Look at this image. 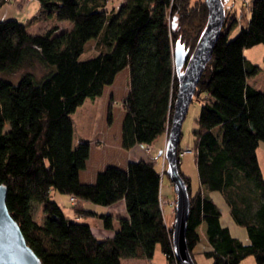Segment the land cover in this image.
Returning <instances> with one entry per match:
<instances>
[{
    "label": "trees",
    "instance_id": "16d2710c",
    "mask_svg": "<svg viewBox=\"0 0 264 264\" xmlns=\"http://www.w3.org/2000/svg\"><path fill=\"white\" fill-rule=\"evenodd\" d=\"M37 1L35 21L54 22L41 33L16 18L0 19V184L9 213L41 264H121L125 257L152 258L157 245L168 264H180L160 205L166 170L139 159L125 168L109 165L94 182H81L90 142L74 143L71 115L128 68L129 91L120 101L122 147L154 142L161 150L178 89L175 46L179 42L189 58L207 22L204 0H125L117 11L108 8L110 0ZM62 21L70 26L62 28ZM237 22L225 10L192 98L201 102L189 150L197 187L180 169V143L176 152L189 194L192 258L200 245L197 227L205 223L210 247L202 252L212 264H239L248 256L264 264V176L257 157L264 141V91L248 82L262 68L244 55L245 48L264 44V0L250 1L246 26L230 37ZM91 39L98 52L81 59ZM38 64L45 69L40 76L31 69ZM19 70L17 82L4 76ZM112 121L109 109L108 126ZM203 189L223 195L234 221L245 227L247 243L221 223L220 207ZM52 190L76 197L72 212L98 216L106 228H113L112 215L89 210L84 201L108 206L123 199L127 217L119 218L113 236L98 238L88 223L66 215ZM34 204L42 206L41 223Z\"/></svg>",
    "mask_w": 264,
    "mask_h": 264
},
{
    "label": "rangeland",
    "instance_id": "374dc122",
    "mask_svg": "<svg viewBox=\"0 0 264 264\" xmlns=\"http://www.w3.org/2000/svg\"><path fill=\"white\" fill-rule=\"evenodd\" d=\"M23 0H6V2H3L0 4V19H8V18H16L17 20L25 23L28 26L29 31L41 33L48 28H50L54 22L52 19H45V20H36L35 21V15H40L39 9L34 8V6H30L29 8L24 4L22 6H19V2ZM29 2L30 0H24ZM121 0H110L108 8H114V10H118L121 5ZM195 1V0H191ZM251 0L248 1V4ZM34 2H38L37 0H34ZM248 4L244 0H226L225 3V10L228 11V13L234 17L238 18L237 24L234 26V28L230 32V37L235 36L238 31L241 29V27L246 26V20L248 17ZM244 13V14H243ZM243 16H242V15ZM35 21V22H33ZM60 26L62 28H67L70 26L69 22L62 21ZM196 45V44H195ZM98 52L97 48H95V41L91 39L88 41L85 45V50L80 55L81 59H88L90 57H93ZM244 55L245 57L252 63L259 65L262 69L259 70L256 74L251 75L248 77V82L251 85H254L258 87V89L264 91V44H256L251 47L244 49ZM32 71L37 75L40 76L44 73L45 69L41 65H36L35 67L31 68ZM23 71L19 70L16 72H12L9 74H4V76L8 79H10L13 82H17L21 76V73ZM98 98V97H95ZM93 98V99H95ZM87 101L80 105L77 110L71 115L73 119L74 124V130L75 132H78L79 130H83L84 132L90 130L93 128L94 125H97L99 123V119L101 118L100 112L97 109V100L93 101L92 97L86 98ZM91 100V101H90ZM201 102L198 101L195 97L193 101L189 104L188 110L186 113V116L182 122L181 126V137H180V146L187 151V153L183 154L181 157V164L180 169L182 172H184L188 177H190L193 187L197 186L198 184V174H197V168L193 159V154L189 151L191 147L193 146V139H194V133L193 131L197 127V117L199 115ZM112 111V110H111ZM123 108L118 102L113 109V112L115 114V124L116 126L121 125L122 121V114H123ZM106 115V114H105ZM104 115V121L105 119ZM107 116V115H106ZM112 125V124H111ZM110 125V126H111ZM6 129L8 126L5 127ZM100 128V127H99ZM167 136H165V140L163 141V145L161 147V150L165 148ZM76 140V136H74V143ZM139 148L143 149L142 146ZM185 150V151H186ZM160 149L155 144V146H152V149L150 152H144L145 159H149V161H152L158 166L160 169V173L164 174V171L167 168V160L164 158L163 155L158 156ZM257 155H258V162L261 168V171L264 176V141L259 142V146L257 148ZM207 195L214 199V201L218 204L221 210V216L220 220L221 223L227 227H229L230 232L233 236L238 237L242 242L247 243L249 241L248 235L246 232V229L244 226L236 223L231 216L229 212V208L227 205V202L225 201L223 195L217 191V190H207ZM52 197L55 199L60 205H62L64 212L67 213L68 211L72 210L70 206V199L67 194H63L59 191L52 190ZM161 208H163L164 218L166 221V224L168 227H173V222L175 218V207H176V194L174 192L173 184L170 182L169 178L167 176L163 177V195H161ZM34 219L37 220L39 223L42 222V209L39 204H34ZM99 217H91L85 216L82 217L81 220H89L90 225L92 224V227L94 224L92 223L93 219H98ZM98 223H101V220L98 221ZM113 224L115 227L119 226V223L117 220H113ZM105 230H111L112 228H106L103 226ZM96 229V227H94ZM153 258L160 259L163 256V253L159 247V245L156 246V249L153 254ZM127 257L121 258V264H128L127 263ZM249 259H253L251 256L247 257ZM137 264H143V263H137Z\"/></svg>",
    "mask_w": 264,
    "mask_h": 264
},
{
    "label": "water",
    "instance_id": "95a60500",
    "mask_svg": "<svg viewBox=\"0 0 264 264\" xmlns=\"http://www.w3.org/2000/svg\"><path fill=\"white\" fill-rule=\"evenodd\" d=\"M204 2L208 10L207 22L189 58L187 59V52L179 42L175 46L178 89L166 145L159 151V155H163L167 160L166 174L176 194L172 245L180 264H195V262L186 239L189 194L187 184L179 173L176 150L180 143L182 122L201 74L212 57L214 43L225 19L224 0H204ZM5 197L6 187L0 184V264H41L39 257L27 244L18 223L9 213Z\"/></svg>",
    "mask_w": 264,
    "mask_h": 264
},
{
    "label": "crops",
    "instance_id": "0c3cea01",
    "mask_svg": "<svg viewBox=\"0 0 264 264\" xmlns=\"http://www.w3.org/2000/svg\"><path fill=\"white\" fill-rule=\"evenodd\" d=\"M124 1L125 0H121L120 2L123 3ZM18 4L20 7L22 6V4L23 5L25 4L28 8L30 6H34V8L39 9V3L34 2V0H30L29 2L23 0V1H20ZM32 33H36V32H32ZM256 88L258 89V87ZM128 91H129V70L128 68H125L116 75L112 84L106 85L104 87L101 96L93 99V101L97 100V105H98L97 109L99 110L100 115H101V118L99 119V123L97 125H94L93 128H91L90 130L86 132H84L83 130L82 131L79 130L78 132H75L74 130V136H76V140H75L76 144L79 141L85 140V139L89 140L90 142V151H89V157L86 163V167L83 170H81L79 173V178L81 182H84V183L94 182L96 179L97 173L99 171H102L109 165H115L121 168H125L129 161H134V160H139V159L149 160V159H145L144 157L145 154L143 152L144 150L139 148L142 145L136 144L130 149H125L122 147V144H121L122 121H121V125L119 123L118 126H116V124L114 123L115 122V114L113 112L114 106L127 95ZM86 101L87 99L84 101V103ZM109 109L110 111L112 110L111 113H112L113 121H112L111 126H108L106 120L104 121L103 119L104 115L108 114ZM106 115H105V119L107 117ZM124 115H125V111H123L122 120H123ZM151 145L155 146V143L153 142ZM185 150L186 149H184V151ZM185 153L187 152H184V154ZM191 153L193 154V152ZM193 159H194V155H193ZM203 191H204V194H207L206 193L207 190L203 189ZM83 203L85 207H87L89 210H93L99 213L104 212V213L111 214L113 217V220H117L118 223H119L120 217H127L125 201L123 199L111 205H108V206L96 205L89 201H84ZM40 207L42 209L41 205ZM66 215H68L74 220L82 221L81 220L82 216L75 215L72 212V210L68 211ZM91 217H98V216L91 215ZM99 220H101L100 224L98 223ZM99 220L97 219L92 220V223L94 224L93 227H92V224L90 225L89 223L90 221L88 219L82 222L88 223L91 226L94 235L98 238H105V237L113 236L115 229L118 227H115L113 224V228L111 230H105L103 228L102 219H99ZM94 227H96V229H94ZM197 232L200 238V245H197L193 250L194 251V261L196 264H212L213 263L212 259L206 257L202 252L203 249L210 247V244L208 242L207 235H206L205 223H201L197 227ZM153 257L154 256H152V258L127 257L126 259H127L128 264H137L139 262L143 264H168L164 253H163L162 258L160 259L155 260ZM239 264H256V263L254 259H249L246 257Z\"/></svg>",
    "mask_w": 264,
    "mask_h": 264
},
{
    "label": "built area",
    "instance_id": "2783aa9c",
    "mask_svg": "<svg viewBox=\"0 0 264 264\" xmlns=\"http://www.w3.org/2000/svg\"><path fill=\"white\" fill-rule=\"evenodd\" d=\"M4 1H6V0H4ZM245 2H247V4H248V1L249 0H244ZM143 146V150L145 151V152H150L151 151V149H152V145L151 144H145V145H142ZM188 150H186V151H184V152H187ZM70 203L71 204H73V205H75V204H77V202H78V200H77V198L76 197H73V196H71L70 198ZM162 203H160V205H161ZM177 259V258H176Z\"/></svg>",
    "mask_w": 264,
    "mask_h": 264
}]
</instances>
